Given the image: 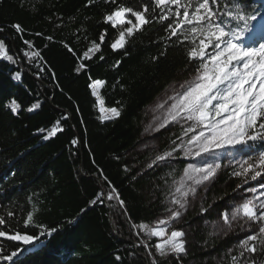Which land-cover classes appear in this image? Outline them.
<instances>
[{"label": "trees", "instance_id": "1", "mask_svg": "<svg viewBox=\"0 0 264 264\" xmlns=\"http://www.w3.org/2000/svg\"><path fill=\"white\" fill-rule=\"evenodd\" d=\"M144 5L154 6V0H0V41L14 60L0 57V229L34 237L29 244L0 237V264H210L195 249L185 259L157 258L153 242L138 230L165 211L166 188L185 168L180 162L139 173L128 164L141 139L143 113L165 86L203 71L201 58L188 56L200 38L182 44L169 39L167 26L176 16L161 21L160 8L145 13L151 22L126 37L124 48H111L122 29L105 23V16L117 6L143 11ZM213 7L232 13L224 20V39L253 50L258 40H244L264 17V0H220ZM94 42L99 51L85 55ZM26 52L40 55L30 59ZM97 80L95 96L91 85ZM101 107L117 108L120 115L101 120ZM167 140L162 135V147ZM246 147L260 155L264 140ZM228 180L226 173L219 184ZM113 188L119 200L107 199ZM29 214L33 220L25 224ZM13 252L12 260L4 258Z\"/></svg>", "mask_w": 264, "mask_h": 264}, {"label": "snow or ice", "instance_id": "2", "mask_svg": "<svg viewBox=\"0 0 264 264\" xmlns=\"http://www.w3.org/2000/svg\"><path fill=\"white\" fill-rule=\"evenodd\" d=\"M105 2H108V0H105ZM111 2L115 3L116 0H111ZM91 3H93V0H88V4ZM219 4L220 0H196L195 5H193L192 0H154V6L144 5L143 11L133 9L131 6H117L115 10L104 18V22L110 23L113 28H116L117 25H130L119 31L118 38L110 45L114 51L124 48L127 42L126 37L133 36L135 31H140L143 25L151 22L146 18L145 13L154 12L155 8H160L159 20L161 21L168 20L171 15L176 16L175 21L170 22L167 26L169 39L175 36L177 37L176 42L182 44L183 41H195L197 37L200 38L198 46L193 47L188 52V56L189 58L200 57V68L203 71L193 81L181 85L186 90L169 97L174 103L168 110L164 122L154 129L159 131V128L164 127L169 120L175 121L178 118L197 122L185 130V135H187L189 132H194L197 126L202 129L198 135L191 136L187 142L189 145H195L194 155L197 157L214 149L246 145L249 141L258 139L264 140V45H261L259 50H242L234 43L233 39H228L225 42L224 38L228 37L229 33L225 31L224 20L226 17L232 18V13L227 11L218 12L213 6ZM170 6H175L174 12ZM181 8H183L182 13ZM189 9L193 10L190 11ZM128 14L135 18V23L127 19ZM236 18L244 21L252 17L238 15ZM185 26L190 27L185 28ZM13 27L17 32H22L20 25H13ZM37 35L41 34L37 33ZM181 36H183V40L180 39ZM234 36L235 39H239L241 33H235ZM46 38L51 39V37ZM99 39L103 43L105 40L104 34H101ZM25 43L29 48L32 47L31 42L25 41ZM222 44H224L223 47ZM209 46L215 50L206 52L205 49ZM99 48L100 45L94 42L85 55L93 51H99ZM69 50L71 51V49ZM39 55L38 52L25 53V56H29L30 59ZM0 57L14 62L13 56L5 51L3 41H0ZM101 59H103L102 56ZM233 62L236 63L234 64ZM100 84L101 81L97 80L92 85L93 95H96L95 89ZM10 107L15 114L18 108L15 100L11 102ZM35 107L37 105H33V108ZM158 107H163V104L158 105ZM31 110L29 109V111ZM104 111L105 109L102 108L101 112ZM108 111L111 112V116H102L101 120L111 119L120 115L117 108H111ZM182 113L184 114L183 116H181ZM205 129L208 134L204 131ZM55 132L56 129H53L49 135H54ZM47 138L45 137V139ZM76 143V140H72L73 145ZM176 150V148H173L172 151L163 155H157L148 167H152L158 161H165ZM188 151L192 152V149H188ZM219 167L220 165L217 164L190 170L185 169L184 176L188 179L195 178V182L200 184L204 181H209ZM240 168L241 170L234 171L233 175L241 177L251 174L250 179L253 181L257 180L258 177H262V174H264V153L260 154L256 161L245 160L240 165ZM190 172L193 175H189ZM196 174L200 175L197 176ZM246 182L247 180H245ZM182 187L183 184L176 191L181 192ZM260 188L264 189V179L260 182ZM189 190L195 192V188ZM248 191L255 194L257 190L249 188ZM115 192L116 190L113 188L107 199L110 201L113 199L119 200V197L114 195ZM187 194V192H181L182 196ZM100 195L102 194H98L97 199L91 201V203H97ZM254 201L256 202L254 203ZM123 203V201H120L122 207ZM171 203L179 205V207L167 209L169 217L168 219H160L159 225H168L170 221H177L181 218V209H185V204L179 199H173ZM201 211L204 212L206 209H201ZM241 211L243 213L242 219H244L246 224H250L251 231L238 242L239 254L232 255L231 261L232 264H257V258L264 255V192L254 195L252 199H244L240 207L231 211L230 215L227 212H222L218 214V217L223 221L224 225L231 229L232 222L240 217ZM32 220L33 217L29 214L25 224L32 222ZM4 224L5 220L0 219V225ZM140 229L149 231L150 235L154 237L165 235L164 228L147 230L145 225H141ZM183 235L182 231L173 230L171 236L164 240L163 243L155 244L156 251L161 256H168L170 253H174L176 258H182L180 254L185 253L186 249L182 242H178V238ZM0 237L11 241H21L24 244H29L34 239L33 236L19 233L8 235L2 229H0ZM141 243L145 248L148 247L146 242L141 241ZM229 253H231V249ZM15 255L16 252H13L4 258L12 260ZM149 255L151 256L152 253L149 252ZM241 258L243 259L241 260ZM152 264H157V262L153 260ZM261 264H264V261Z\"/></svg>", "mask_w": 264, "mask_h": 264}, {"label": "rangeland", "instance_id": "3", "mask_svg": "<svg viewBox=\"0 0 264 264\" xmlns=\"http://www.w3.org/2000/svg\"><path fill=\"white\" fill-rule=\"evenodd\" d=\"M132 22L135 23V19L132 20ZM126 25L127 26H117L123 30L130 26L128 24ZM263 37L264 17L256 22L248 34V39H245L244 43L247 44L256 39L258 41L253 50H259L261 45H264ZM226 41L227 39H225V42ZM223 46L224 44H222V47ZM241 49L245 50L244 48ZM233 63L235 64L236 62ZM198 74L199 73L182 75L165 86L163 91L143 113L141 139L128 153V164L139 173L160 167L173 169L180 164V162L184 163L185 168L179 178L171 181L166 188L164 201L165 211L156 217L151 224H143L146 226L147 230L164 228L165 235L162 237L151 236L149 231L140 229L141 225L138 227V230L145 241L153 242V253L157 258L166 259L173 257L177 260L185 259L192 250L195 249L198 253H205L210 264H232L231 256L239 254L238 242L245 238L251 231V226L250 224H246L244 219H242V211L240 217L232 222L231 229L223 224L218 214L227 212L230 215L231 211L240 207L244 199H252L254 195H259L261 192H264V189L260 188V182L264 179V174L255 181L250 179L251 174L241 177L233 175L234 171L241 170L240 165L245 160L250 162L256 161L260 155L250 151L246 145H236L226 146L223 149H214L209 153H202L201 156L197 157L194 155L195 145H189L187 142L191 136L198 135L202 129L197 126L194 132H189L185 135V130L196 123L182 118H178L175 121L169 120L164 127L159 128V131L154 130L164 122L168 110L174 103L169 97L186 90L182 88L181 85L193 81ZM92 85L91 89L93 92ZM99 88L100 86L95 89V96L98 95ZM161 104H163V107H158V105ZM102 108L103 107H101V109ZM101 115L111 116V112L105 110L101 112ZM183 115L182 113L181 116ZM217 119H219V117H217ZM204 131L208 134L206 129ZM162 135L168 139L165 148L162 147ZM173 142L175 143L173 144ZM173 148L177 150L172 152V156L168 157L165 161H158L152 167H148V165L155 160L157 155H163L166 152L172 151ZM188 149H192V152H189ZM139 159H144L145 162L138 164L137 161H139ZM217 164H219L220 167L215 170L214 176L209 181L197 184L195 178L188 179L184 176L185 169L190 170L192 168L204 167L206 165L215 166ZM226 173H228L229 180L219 184L220 178ZM189 175L193 174L190 172ZM196 175L198 176L200 174ZM169 178H171V176H169ZM245 180H247L246 183ZM182 184L183 187L181 188V192H187L188 194L186 196H182L181 192L176 191ZM191 188H195V192L190 191L189 189ZM249 188H255L257 190L256 193L253 194L249 192ZM173 199H179L185 204V209H181V218L177 221H170L168 225H159L160 219H168L169 212L167 209L179 207V205L171 203ZM255 202L256 201H254V203ZM201 209H206V211L202 212ZM173 230L182 231L184 233L182 237L178 238V242L184 244L186 252L180 254L182 258L179 259L176 258V254L174 253H170L168 256H161L155 249V244L163 243L164 240L171 236ZM213 244L217 245L214 251L212 250ZM230 249L231 253H229ZM242 259L243 258H241V260ZM185 264H194V262L193 260H189ZM259 264H261V262Z\"/></svg>", "mask_w": 264, "mask_h": 264}]
</instances>
